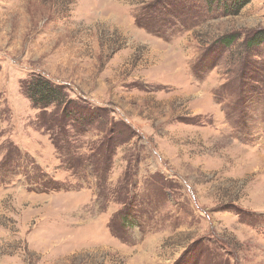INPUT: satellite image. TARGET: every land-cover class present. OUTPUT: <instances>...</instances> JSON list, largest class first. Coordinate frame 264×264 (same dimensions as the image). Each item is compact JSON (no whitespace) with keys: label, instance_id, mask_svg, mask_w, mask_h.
I'll return each instance as SVG.
<instances>
[{"label":"rangeland","instance_id":"374dc122","mask_svg":"<svg viewBox=\"0 0 264 264\" xmlns=\"http://www.w3.org/2000/svg\"><path fill=\"white\" fill-rule=\"evenodd\" d=\"M224 2L0 0V264H264V0Z\"/></svg>","mask_w":264,"mask_h":264},{"label":"trees","instance_id":"16d2710c","mask_svg":"<svg viewBox=\"0 0 264 264\" xmlns=\"http://www.w3.org/2000/svg\"><path fill=\"white\" fill-rule=\"evenodd\" d=\"M222 1L224 2L226 0H222ZM250 1L251 0H230L231 4H229L230 5L229 9H231V12H239L244 6H246L248 3H250ZM263 38H264L263 32L262 33L260 32V33L255 35V37L251 41V44L257 40H258L259 44H263L264 43ZM252 45H254V43Z\"/></svg>","mask_w":264,"mask_h":264}]
</instances>
